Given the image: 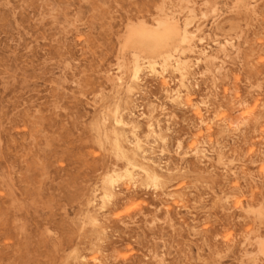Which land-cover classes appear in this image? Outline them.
<instances>
[{"label": "rangeland", "instance_id": "rangeland-1", "mask_svg": "<svg viewBox=\"0 0 264 264\" xmlns=\"http://www.w3.org/2000/svg\"><path fill=\"white\" fill-rule=\"evenodd\" d=\"M158 22L192 50L133 79L127 42ZM116 130L159 179L135 169L105 202L130 168ZM261 248L264 0H0V264H264Z\"/></svg>", "mask_w": 264, "mask_h": 264}, {"label": "bare ground", "instance_id": "bare-ground-1", "mask_svg": "<svg viewBox=\"0 0 264 264\" xmlns=\"http://www.w3.org/2000/svg\"><path fill=\"white\" fill-rule=\"evenodd\" d=\"M215 5V4H214ZM165 19V18H163ZM110 20V19H109ZM161 21H173L170 18H166L165 20H161ZM159 23V22H158ZM171 24V23H170ZM173 25V24H172ZM169 26L168 24H166V22H162L158 24V28L155 30H147V29H141L140 31L131 34L130 38H129V42H127L128 44L126 45L127 47H129V49H131V52L133 54V67L131 68V75L133 76V79L137 80V77H139L140 75V71H141V62L140 60L144 61V64H146V66L153 72H155V67L156 65H160L162 70H165L168 66H170V61L173 59V55L177 52H179L180 50H187L186 48H188L189 51H191L192 46L191 45L194 40L193 36L189 35V33L185 30H180V28H177L175 26ZM142 26H140L141 28ZM139 28V26H138ZM137 29V28H136ZM153 29V28H152ZM132 30H130L129 32H131ZM193 34V33H192ZM128 37V36H127ZM128 50V49H127ZM130 51V50H129ZM179 54V53H178ZM176 60V59H175ZM140 62V63H139ZM132 64V62H131ZM175 70L178 71L181 75L182 78L185 77V75L187 74V63L183 60H179L177 59L175 61ZM158 67V66H157ZM118 68V67H117ZM127 68V67H126ZM143 69V68H142ZM161 70V69H160ZM162 73V72H161ZM166 73V72H165ZM130 75V77H131ZM161 77V76H160ZM163 80V79H162ZM134 81V80H132ZM130 88V87H128ZM129 91V90H128ZM131 91V89H130ZM132 92V91H131ZM177 92V91H176ZM175 92V94H177ZM168 94V93H167ZM178 95V94H177ZM171 96V93H170ZM175 96V95H174ZM172 97V96H171ZM176 97V96H175ZM174 99V97H172ZM179 98V97H178ZM176 99V98H175ZM179 101V100H178ZM112 105V104H111ZM118 109V108H117ZM119 113V112H118ZM201 114V113H200ZM245 114V113H244ZM107 115V114H106ZM115 115V114H114ZM243 115V114H242ZM110 116V115H109ZM117 117V116H115ZM199 117V116H198ZM114 121V120H113ZM203 122V121H202ZM102 123V122H101ZM134 123V122H133ZM115 124L116 127L119 126L124 128L127 126V124L129 123H125L124 119L121 116H118L115 119ZM205 125V124H204ZM238 126V125H237ZM139 126H134L131 124L130 128H131V134H132V138L134 137L135 139V150H141V146L139 144V141L137 140V138L135 137L134 132L137 130ZM152 124L149 125V129L150 132L152 134H154L155 136V131L151 128ZM208 127V126H207ZM114 128V127H113ZM115 130V129H114ZM112 131V130H111ZM118 131V130H116ZM122 131H124L122 129ZM113 132V131H112ZM110 132V134L112 133ZM119 133L121 132H115V136H113L114 139V145H112L114 148V152H116V154H118V158L120 156V158L122 157L123 159H126V162L128 163V165L130 166V168L133 171H130L129 169L125 168V171H123V175H121V173H117L115 170H112L109 176H107L104 180H103V188H102V201L108 202L113 198V194H112V187L115 186V184H117L119 182L120 179L122 178H128L129 180H133V172H135V169H138L140 171H142L145 175V180L146 182H150L149 185H151L153 183H156L159 179V175L152 171H148V169H145L144 166L146 165H137L136 160H134V158L132 157V160H130L127 156V150L125 148V146L122 144L121 142V137H119ZM123 133V132H122ZM114 135V134H113ZM121 135V134H120ZM125 136V135H124ZM131 136V135H130ZM112 137V134H111ZM109 139V138H108ZM113 141V139H112ZM111 141V143H112ZM142 142V141H140ZM134 143V140H133ZM134 145V144H133ZM142 145V144H141ZM103 146V145H102ZM143 149V148H142ZM134 150V149H133ZM198 150V149H197ZM138 152V151H137ZM203 152V151H202ZM112 153V152H111ZM143 153V159L144 158V151H142ZM115 154V155H116ZM137 154V153H136ZM204 154V153H203ZM131 156V155H130ZM135 156V155H134ZM141 156V154H140ZM200 156V155H199ZM217 163V162H216ZM126 165V164H125ZM127 166V165H126ZM161 179V178H160ZM141 180V179H140ZM148 180V181H147ZM124 181V180H123ZM152 182V183H151ZM9 183V182H8ZM135 184V183H134ZM159 185V184H158ZM155 184V186H158ZM154 186V187H155ZM156 188V187H155ZM216 196V195H215ZM15 198V197H14ZM235 200V199H234ZM236 201V200H235ZM103 203V202H102ZM186 204V203H185ZM238 207V206H237ZM94 220V219H93ZM127 247V246H126ZM261 252L264 254V249H260ZM92 257V256H91ZM76 258V257H75Z\"/></svg>", "mask_w": 264, "mask_h": 264}]
</instances>
